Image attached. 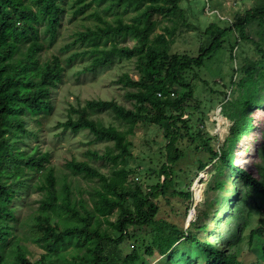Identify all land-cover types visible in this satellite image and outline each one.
<instances>
[{
	"label": "trees",
	"instance_id": "obj_1",
	"mask_svg": "<svg viewBox=\"0 0 264 264\" xmlns=\"http://www.w3.org/2000/svg\"><path fill=\"white\" fill-rule=\"evenodd\" d=\"M61 1L0 0V264H48L47 258L71 245L74 250L69 255L60 254L57 262L49 264H150L158 258H171L181 239L195 246L208 264H242L233 248L244 241L249 221L240 219L237 201L249 208V219L253 212L260 215L247 238L254 256L250 263L264 264V131L258 144L256 118L251 116L252 110H263L258 107L263 99L257 95L264 90V0H252L255 6L238 13L227 27L212 23L199 30L198 48L185 54L173 50L176 36L195 28L188 22L181 0H73V17L86 15L93 24L75 34L68 48L83 46L84 50L71 55L68 63L89 56L90 63L80 73H94L117 61L136 59L138 78L124 74L116 81L130 89L125 96L132 102L131 108L114 100H90L73 108L76 118L70 116L59 123L66 131L88 130L97 141L113 144L103 154L88 153L114 165L109 175L89 161L75 158L65 163L67 173L58 175L47 166L49 153L25 147L26 139L33 135L30 115L34 119L52 108V92L64 72L60 57L43 58L65 13ZM129 12L133 13L127 21ZM254 25L256 39L250 37ZM240 42L253 43L258 58L244 59L236 70L244 76L238 83L241 94L221 106L224 117L234 124L233 134L216 151L203 119L196 118L192 109L197 87L188 76L226 46L234 58L233 50ZM100 112L112 113L120 127L94 119ZM139 124L161 128L166 142L159 167L150 169L149 179L154 182L146 186L131 179L140 170L124 166L131 156L130 137ZM248 131L252 133L245 139L244 154L257 145L249 167L234 155L238 137ZM188 139L191 145L199 143L196 149L206 150L214 162L215 180L208 183V190L216 197L206 198L199 221L185 229L158 215L159 199L175 186V170L185 158ZM195 167H189L188 175L201 172L206 164ZM227 176L236 181L231 184L233 200L227 192ZM76 177L92 183L86 190L88 199ZM30 189L41 197L33 213L21 217L17 202L26 204L30 197L23 195ZM222 194L224 214L212 227L208 208L216 209ZM171 195L193 206L192 191ZM143 228L149 231L146 236L139 234ZM201 232H206L205 240ZM28 242L44 251L39 261L32 258Z\"/></svg>",
	"mask_w": 264,
	"mask_h": 264
},
{
	"label": "rangeland",
	"instance_id": "obj_2",
	"mask_svg": "<svg viewBox=\"0 0 264 264\" xmlns=\"http://www.w3.org/2000/svg\"><path fill=\"white\" fill-rule=\"evenodd\" d=\"M61 2L65 7V13L61 18L58 35L53 42L49 43L47 41V45L49 43L50 46L43 53V58L51 59L53 55L60 57L64 72L62 80L52 92V108L36 114L33 116L34 119L30 115L28 125L33 135H30L26 139L25 147L27 151H31L32 148L37 147L40 152L49 153L50 162L47 166L53 167L58 175L67 173L65 163L72 158L80 161H89L93 166L109 175L114 170V165L102 160H95L89 157L88 153L98 152L103 154L107 147H111L113 144L105 141H97L94 135L88 130H83L78 133H73L69 130L66 131L59 126V123L67 121L70 116L76 118V115L73 114V108L83 107L90 100H114L127 108H131L132 102L125 96L126 92L130 89L122 87L116 81L124 74H128L133 79L138 78L136 59L131 61H117L114 65L100 68L94 73H80L90 63L91 57L79 56L72 63H68L67 60L71 55L84 50L83 46H75L72 48H68V46L74 41L75 34L80 30H84L86 25H92L93 20L88 19L86 15L74 18L72 10L73 0H62ZM180 3L186 13L188 22L195 28L194 30L184 29L182 33L176 36L173 50L182 54L196 51L199 46L197 40L199 30L204 31L212 23H218L222 27H227L232 24L238 13L255 6V2L252 0H181ZM132 13L129 12L125 15L127 21L132 17ZM157 18L160 20L159 17ZM255 31L254 25L250 31L251 38L256 39ZM160 32L158 29L157 33ZM227 48L228 46L218 52L213 58L207 60L202 68L195 69L188 76V79L194 82V85L197 87L195 100L191 103L192 109L194 108L196 110V118L200 117V119H203L208 135L212 138L211 146L216 151L220 150L226 138L230 134H233L232 127L234 124L224 117L221 112V106L223 103L241 94L238 83L244 76L236 70L240 69L244 59L258 58L255 54V47L251 42H240L237 44L233 50L234 58H231L230 51ZM216 92L218 94H226L216 95ZM257 97L263 99L258 104V107L263 106V110L254 109L251 112V116L256 118V133L259 135L257 136V140L260 141L258 142L259 144L262 142L264 131L263 89L258 93ZM93 118L102 120L106 125L113 124L120 127V123L110 112L96 113L93 115ZM247 133L238 137L239 140L237 139L234 155L238 156L241 165L246 163L249 167L254 160L253 153L257 145H253L249 152L244 154V148L246 146L245 139L252 131H248ZM252 138L251 140L248 138L249 144L253 143ZM130 140L132 142L131 156L127 159L124 166L129 170H140L139 173L131 177L134 181L144 184V186L153 183V179H149L150 169H157L160 165L159 162L162 160L161 155H165L166 153L164 150L166 142L163 137V131L161 128L153 125L139 124L136 129V134L130 137ZM198 145L200 144L193 143L191 145L190 139L187 140L185 144V151H187L185 158L175 170V186L169 189L168 195L164 199H159L160 212L158 216L160 218H166L168 221L185 229L192 227L193 224L199 221L200 212L206 209V198L216 197L215 192L208 190V183L215 180L213 172L214 162H210L209 154L206 150L201 147L199 150L196 149ZM160 151H162V154H160ZM201 162L206 164V168L194 175H188L189 167L198 166ZM76 179L83 191V196L88 199L89 195L86 193V190L89 189L92 183L80 177H76ZM137 179L139 180L137 181ZM227 180L229 199L233 200L235 196L232 193L233 188L231 184L236 181L233 176H227ZM179 190L183 192L192 191V207H189L191 202L188 200L171 195L174 191ZM27 194L26 196L23 195L24 197H30L26 204H24L23 200L17 202L21 217L32 214L38 206L37 200L41 197L40 194L33 192L31 189ZM222 197L223 194L221 195L220 204L216 209L208 208L210 211L208 223L212 227L215 226L217 217L219 215L221 217L224 214L223 208L225 206V200ZM258 201L259 203H263L261 199ZM236 205L239 207L240 213L242 211L240 219L249 221V226L245 231L244 241L239 243L238 247H234L233 251H236L242 264H251L250 262L254 259V256L249 250L247 235L250 230L257 226L260 215L253 212L249 219V208H243L242 204L238 201ZM262 205L264 207V204ZM112 219L114 220L115 217ZM201 220L206 221V219L202 218ZM231 221L233 222L234 220L232 219ZM148 232L147 228H143L139 231V234L146 236ZM206 236V232H201L200 237L202 240H205ZM147 242L149 240L145 241V244ZM26 245L32 254V258L35 261H39L44 251L31 242H28ZM73 250V245L66 246L60 254L69 255L68 253ZM60 254L51 255L47 258L48 264L57 262L61 258ZM149 263L208 264L205 262L201 252L185 239H181L178 242L171 258H158Z\"/></svg>",
	"mask_w": 264,
	"mask_h": 264
},
{
	"label": "bare ground",
	"instance_id": "obj_3",
	"mask_svg": "<svg viewBox=\"0 0 264 264\" xmlns=\"http://www.w3.org/2000/svg\"><path fill=\"white\" fill-rule=\"evenodd\" d=\"M196 192H197V189H196Z\"/></svg>",
	"mask_w": 264,
	"mask_h": 264
}]
</instances>
